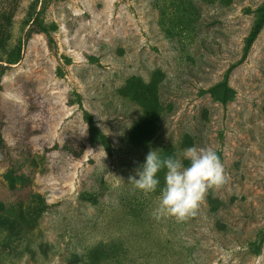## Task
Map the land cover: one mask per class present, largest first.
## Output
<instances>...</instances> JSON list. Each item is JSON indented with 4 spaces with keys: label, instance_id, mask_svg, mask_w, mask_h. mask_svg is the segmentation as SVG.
I'll use <instances>...</instances> for the list:
<instances>
[{
    "label": "rangeland",
    "instance_id": "rangeland-1",
    "mask_svg": "<svg viewBox=\"0 0 264 264\" xmlns=\"http://www.w3.org/2000/svg\"><path fill=\"white\" fill-rule=\"evenodd\" d=\"M263 4L0 0V264H264ZM189 147L229 179L157 220L129 177Z\"/></svg>",
    "mask_w": 264,
    "mask_h": 264
},
{
    "label": "clouds",
    "instance_id": "clouds-1",
    "mask_svg": "<svg viewBox=\"0 0 264 264\" xmlns=\"http://www.w3.org/2000/svg\"><path fill=\"white\" fill-rule=\"evenodd\" d=\"M161 171L164 172V185L153 212L157 220L172 216L182 222L194 217L207 191L221 188L229 179L215 149L189 147L183 159L162 157L157 150H149L145 163L137 169L138 178L129 177V181L145 193L155 192L161 183L158 177Z\"/></svg>",
    "mask_w": 264,
    "mask_h": 264
},
{
    "label": "trees",
    "instance_id": "trees-1",
    "mask_svg": "<svg viewBox=\"0 0 264 264\" xmlns=\"http://www.w3.org/2000/svg\"><path fill=\"white\" fill-rule=\"evenodd\" d=\"M264 22V4L261 6L260 8V15L259 17L256 19V21L253 23L247 37L245 38V43H244V51L246 52L249 48V46L251 45L253 39L255 38L257 32L259 31L260 27L262 26ZM34 23V19L33 18H30L28 20V23H27V29L30 28V26H32ZM19 59V50L17 51V56L16 58L14 59V61H12V63H15L17 62ZM101 144L102 146H104L105 148H109L110 147V143L109 141L104 137L103 134H101ZM215 201L217 200L216 198L214 199ZM210 208L211 207H214L213 205V199L210 198Z\"/></svg>",
    "mask_w": 264,
    "mask_h": 264
}]
</instances>
